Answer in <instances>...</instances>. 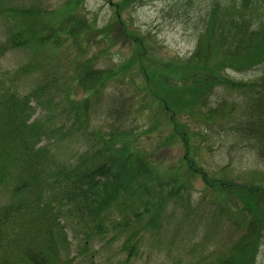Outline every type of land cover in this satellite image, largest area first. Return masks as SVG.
Wrapping results in <instances>:
<instances>
[{
  "label": "rangeland",
  "instance_id": "1",
  "mask_svg": "<svg viewBox=\"0 0 264 264\" xmlns=\"http://www.w3.org/2000/svg\"><path fill=\"white\" fill-rule=\"evenodd\" d=\"M123 2L126 0H0V7L17 11L35 4L42 11L40 21H46L52 14L51 26L67 30L57 46L49 43L47 47H24L0 58V88L26 94L43 73L51 72L63 79L58 83L62 96L73 92L75 98L82 100L85 93L90 97L92 92L83 91L74 83L80 65L90 62L97 70L125 67L118 82L102 91L104 101L91 126L107 125L103 107L113 99L118 104L125 103L124 111L128 114L119 131L135 142L136 148L157 159L156 163L161 165L157 168L162 173L167 171L171 181L167 184L169 192L173 193L178 186L181 191V196L168 201L159 212V205L152 210L144 208L142 205L146 203L154 205L153 200H144L135 208V216L129 215V224L123 220L124 211L121 214L119 208L111 209L109 224L123 221L125 225L118 230L108 226L104 237H95L87 243L84 240L86 256H79L84 234L67 228L69 249L50 259L51 264H216L228 257L233 245L248 232L250 223H256L259 230L260 248L255 264H264V153L260 154L256 141L236 130L251 111L252 97L225 85L209 93L202 85L199 92L204 94L201 98L204 100L200 104L175 107L170 116L168 101L186 103L200 98L191 90L192 81L180 84L173 75L166 83L155 80L147 83L144 75L162 73L165 69L173 71L175 66L171 64L175 60L186 61L191 57L196 47V29L188 19L193 13L182 16L186 11L177 6V10L170 9L169 0H141L135 7L121 10ZM7 16L9 25L17 23L13 15ZM86 26L91 31L84 30ZM105 27L108 36L102 33ZM80 31L83 32L80 35H68ZM5 36L0 23V40ZM135 57L137 61L140 59L141 71L135 67ZM20 69L26 71L20 73ZM262 69L226 73L240 85L258 79ZM184 72L185 69L180 70L178 75ZM151 95L166 100L158 98L151 102ZM200 111L201 121L196 115ZM40 114L38 109L36 116ZM52 145L62 162H74L87 150V143L80 137L55 141ZM194 165L199 174L193 172ZM223 185H230L232 190ZM161 186L164 188L163 183ZM246 188L259 191L248 193ZM160 211L164 213L162 219ZM149 218H157L154 222L150 220L154 226H148ZM67 224L72 221L67 220ZM129 237L135 240L133 243L139 242L133 254L124 250ZM8 259L21 260L23 264L20 257L14 259V254H2L0 250V264L9 263Z\"/></svg>",
  "mask_w": 264,
  "mask_h": 264
},
{
  "label": "trees",
  "instance_id": "2",
  "mask_svg": "<svg viewBox=\"0 0 264 264\" xmlns=\"http://www.w3.org/2000/svg\"><path fill=\"white\" fill-rule=\"evenodd\" d=\"M140 1L126 0L119 7L127 10ZM169 1L170 9L177 10V6L186 11L182 16L193 13L188 23L196 29V47L186 61H172L174 63L171 66H175V70L165 69V72L153 74L147 72L144 75L145 82L155 80L166 83L168 77L173 75L180 80V84L192 81L191 90L198 93L200 98H193L186 103L168 101V110L171 112L165 113L170 112V116L175 113V107L200 104L204 100L201 99L204 94L199 92L202 85L209 93L224 85L239 94L248 93L252 97V108L246 121L239 122L236 130L245 138L256 141L260 154H263L264 0ZM45 13L50 12L45 10ZM7 14L13 15L17 23L9 25ZM41 16V8L35 4L20 11L12 7H0V23L6 32V36L0 40V58L10 51L24 47L59 44L60 37L67 30L60 31L51 26L52 14L46 21H40ZM83 29L91 31L90 26ZM81 33L83 32H72L68 35L76 36ZM102 33L108 36L107 27ZM137 57L134 58L135 67L138 66L141 71L143 66L140 59L136 60ZM259 67L263 69L258 79L242 82L240 85L226 73L250 72ZM184 69L183 75H178V71ZM124 70L125 67L97 70L90 62L80 65L74 83L81 90L92 92L90 97L84 92L86 97L82 100L75 98L73 92L62 96L63 91L61 88L59 90L58 83L63 79L51 72L43 73L26 94L11 88L4 91L0 88L2 254H14V259L15 256L20 257L23 264H51L50 259H56L64 251H68L69 228L73 232L84 234L79 256H86L84 240L87 243L95 237H104L108 226L118 230L125 225L123 221L120 224H109L111 209L119 208L121 214L124 211L123 220L129 224V215L135 216V208L143 204L144 200L154 201L153 206L144 203V208L152 210L159 205V212L168 201L181 196L179 186L173 189V193L168 191L167 184H171V181L167 171L162 173L157 168L161 166L156 163L157 159H152L149 153L136 148V143H132L128 136L119 131L128 114L124 111L125 103L121 105L113 99L103 107V115L108 119L107 125L91 126L92 118L104 101L102 91L107 85L116 84ZM19 71L24 73L26 69ZM54 90L56 91L53 92ZM151 96V102L159 98ZM159 99L166 100L162 97ZM38 109L41 111L40 116H36ZM196 115L201 121L202 112H197ZM78 136L87 143V150L77 156L74 162L60 161L52 142L79 138ZM186 151H189V147ZM194 166L193 172L198 174V169ZM152 182L157 185L150 186ZM176 184L177 182L171 187L174 188ZM223 186L232 190L230 185ZM246 191L250 193L259 190L246 188ZM163 214V211L159 213L161 219ZM157 218H149L148 226H154L151 222ZM67 220H71L72 224H67ZM256 226V223L248 224L246 235L233 245L227 258L216 264H255L260 248L259 230ZM132 237L124 242V250L130 254L135 252L139 244L133 243L135 240ZM11 260L13 259H8L10 264L22 263L21 260Z\"/></svg>",
  "mask_w": 264,
  "mask_h": 264
}]
</instances>
